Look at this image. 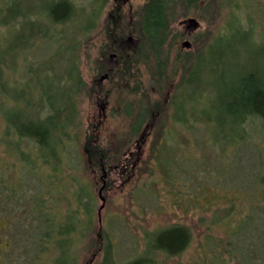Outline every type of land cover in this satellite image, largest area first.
I'll return each mask as SVG.
<instances>
[{"label":"trees","instance_id":"obj_1","mask_svg":"<svg viewBox=\"0 0 264 264\" xmlns=\"http://www.w3.org/2000/svg\"><path fill=\"white\" fill-rule=\"evenodd\" d=\"M19 1L0 0V35H3V26L15 29L9 44L11 52L17 47L24 48V37L34 41L39 38L51 40V30L45 29L40 33L39 19L43 20L44 16L53 26H62L60 33H66L63 29L67 28V33L71 32L87 42L105 2L86 11L79 9L73 0H37L36 8L19 11ZM223 1L144 0L125 15L132 19L123 22L120 30L115 28L116 33L112 40L109 39L119 41L127 32L139 39L140 43L132 53L138 56L133 61L135 63L131 62L136 64L142 55L139 50L147 44L153 49L161 47L168 32L167 16H174L176 8L186 10L193 5L198 16L213 18L220 15ZM236 1L226 0L230 5L226 26L204 45L203 53L196 54L194 75L191 77L193 83H183L182 89L175 90L169 99L173 114L168 119L173 127L168 121V128L162 130L153 151L155 164L161 166L167 176L172 167L176 169L180 152L178 145L187 142L186 135L195 128V121H208L214 131L221 132L219 138H224L226 144L248 143L251 138L245 127L248 122L257 121L264 137V38L258 34V27L263 24L257 26L247 3ZM4 53L0 49V218L4 221L14 219L22 225L19 237L24 238L17 239L22 240L25 246V251L17 255L18 260H13L11 264H76L74 244L87 233L95 237L96 249L100 252L99 264H118L114 258L117 246L112 243L108 226L92 227L93 217L91 220L89 216L94 203L90 195L91 183L78 176L80 168H93L88 161L95 162L98 168L104 167L106 153L94 142L92 144L91 136L83 140L81 149L79 147L81 122L72 101L78 92L77 78L69 77L68 82L74 84L71 89L73 95H67L65 103L54 105L50 100L43 105L39 99L35 101L33 93L37 89L33 92V87L29 90L25 81L12 83L3 78L1 66L5 65ZM238 54L242 57L240 60ZM56 56L53 54L51 57ZM232 58L235 61H231ZM225 60L229 63L226 69ZM70 61L73 66L74 62ZM14 65L7 66L9 72L14 71ZM127 68L130 71L132 66ZM213 72L216 77L211 83L210 73ZM51 87L49 84L47 89ZM130 90L140 94L138 87ZM132 103L135 105L133 99ZM189 103H193L190 111L186 110ZM149 115L150 111L145 110L144 117ZM257 124L254 126L257 127ZM219 138L217 135L213 138L212 147L218 144ZM164 151L168 154H165L166 157H163ZM257 151L262 159L263 149L258 148ZM16 161L21 164L16 165ZM259 163L263 167L256 173L257 199L243 211L236 196L227 198L225 203L229 204L228 207L226 205L214 212L209 224L211 229L220 232V236L206 234L197 252V260L192 264H264V246L256 247V243H264L263 159ZM179 165L187 170L193 168L183 160ZM145 190L141 188V191ZM221 222L227 224L225 229L217 227ZM77 231V236L73 235ZM146 239L148 244L145 249L143 245L140 252L122 264H162L163 258L180 256L189 247L192 233L188 226L172 223L146 232ZM241 250L248 251V258L239 255Z\"/></svg>","mask_w":264,"mask_h":264},{"label":"rangeland","instance_id":"obj_2","mask_svg":"<svg viewBox=\"0 0 264 264\" xmlns=\"http://www.w3.org/2000/svg\"><path fill=\"white\" fill-rule=\"evenodd\" d=\"M73 1L79 9L84 8L86 11L104 2ZM143 1L127 0L122 5L120 1L105 0L97 24L87 42L71 32L67 33V28L63 29L66 33H60L62 26H53L44 16L46 21L44 18L39 19L40 33L45 29L51 30V40L39 38L34 41L24 37V48L17 47L16 51L11 52L9 44L15 29L3 26L0 49L5 51L2 56L5 65L1 66V71H4L3 78L10 82L25 81L29 90L32 87L33 92L37 89L33 93L35 101L39 99L43 105H47L46 102L50 100L54 105L65 103L66 96L72 94L71 89L74 88V84L68 82L69 77H82L85 82L83 91L76 93L72 98L76 116L81 122L79 147L81 149L83 140L91 136L92 144L94 142L96 147L102 148L106 153L104 167L98 168L95 162L88 161L93 168H80L78 171L81 180L91 183L90 195L94 198V203L89 216L91 220L93 217L92 227L97 229L108 226L112 243L117 246L114 258L118 264H122L140 252L143 245V250L145 249L148 244V240H144L146 232L159 230L172 223L184 224L192 233L189 247L180 256L163 258L162 264H192L197 260L196 255L204 236H220V232L211 229L209 224L214 212L222 210L226 205L228 207L229 204L225 203L227 198L236 196L241 202L239 208L243 211L257 199L255 179L258 178L256 173L263 167L259 161H264V137L257 121L248 122L245 127L251 136L248 143L252 149H249L247 142L226 144L224 138H219L222 136L221 132L214 131L208 121H195V128L186 135L187 142L178 145L180 152L176 169L172 167L167 176L161 166L155 164L153 151L161 138L162 130L167 127L169 116L173 114L169 108V99L175 90H181L183 87V83L181 87L178 83L182 75L181 62L184 63L182 53H190L196 61V54L200 51L203 53L204 45L220 28L226 26L230 5L224 0L220 15H214L213 18L207 15L204 18L198 16L193 5L186 10L182 7L176 8L172 24L171 20L169 21L172 15L167 16L168 27L172 28V31L163 48L171 61L164 76L160 78L162 82L159 80L157 83H147L145 79L148 81L156 78L153 66L136 63L131 65L133 70L129 83H116V89L111 90L109 94L99 95L96 93V86L99 84L100 73L95 68L100 55L106 50L111 54L117 49L118 43L134 38L127 32L123 34L120 42L110 41L116 33L115 28L120 30L123 22L132 19L125 15L140 6ZM236 2L239 3V0ZM243 2L248 4L257 26L264 25V0ZM35 5L38 6L37 0H21L17 7L19 11H28ZM240 14L243 15L241 12ZM184 18L191 19L189 27L182 25ZM81 20L84 24L85 19ZM263 25L258 27V34L262 38ZM183 42L189 45L182 47ZM67 46L71 47L67 50ZM123 46L133 47L134 44L129 41ZM182 48L184 50H180ZM53 54L57 56L51 57ZM162 56L163 53L160 57ZM241 58L238 54V59ZM70 60L74 62L73 66ZM111 60L113 57L109 61ZM231 61H235V58ZM226 62L225 60L224 69L229 64ZM13 64L15 69L9 72L7 66L12 67ZM210 75L211 83H214V72ZM49 84L52 87L47 89ZM132 87H138L140 94L132 93ZM67 90L70 92L67 93ZM193 103H189L186 110L190 111ZM145 110L150 111L147 118L144 117ZM142 118H145L144 121ZM254 124H257V127ZM169 125L173 127L170 121ZM169 131L173 132L170 128ZM216 135L219 138L218 144L212 147L211 142ZM255 147L263 149L262 159L258 157ZM162 154L163 157L168 155L166 151ZM182 160L187 161L189 166L193 165L194 169L181 167L179 164ZM15 163L21 164L20 161ZM141 188L146 190L141 191ZM81 215L87 217L83 213ZM21 226L14 219L4 221L0 218V264L17 261V255L25 251L24 242L17 239L24 238L19 237L22 235ZM226 226L227 224L221 222L217 227L225 229ZM77 234L78 231L73 233L76 236ZM95 244L92 233H87L80 242L74 244V249L77 250L76 264H99L100 252ZM263 246L264 243H256L257 248ZM246 252L248 251L241 250L239 255L248 258Z\"/></svg>","mask_w":264,"mask_h":264},{"label":"flooded vegetation","instance_id":"obj_3","mask_svg":"<svg viewBox=\"0 0 264 264\" xmlns=\"http://www.w3.org/2000/svg\"><path fill=\"white\" fill-rule=\"evenodd\" d=\"M114 1H120V3L124 5L127 0H114ZM173 19H174L173 16L170 17L169 19V21L171 20V24H172ZM169 21L167 22V26H166L168 32L165 35V38L162 42L161 47H157L153 49L150 47L149 44H147V47H144L139 50L140 52H142V55L139 59L138 64L140 63L146 66L147 64H149L153 66L154 76L156 77L155 80L150 79L147 81V79H145L147 83L150 81L152 82L155 81V83H157L159 80L160 82H162L160 78L161 76H164V73L167 71V68H169L170 66L169 64H170L171 59L168 56L169 54L166 55V52L164 51V48H163L164 45L166 44L167 39L171 36L172 28L168 27ZM189 22H192L191 19L186 20L184 18L182 21V25L189 27L190 26ZM129 41L132 44H134L133 47L123 46L125 43H129ZM139 43H140L139 39L131 38V39L126 40L125 42L118 43L116 47L117 49L114 50V52L111 54L108 53V50L103 51L102 55H100L99 61L95 68L96 71L100 73V75H98L99 84L96 86V89H97L96 93H98L99 95L105 96L109 94L111 90L116 89L117 87L116 83H129V77L131 76L130 72L132 71V68L129 71L127 67L128 65H132L131 62L135 61L136 58H138L137 55H135L136 56L135 57L132 55V53L135 52L136 50L135 48L137 47ZM188 45L189 43L183 42L181 46L187 47ZM180 50H184V49L182 48ZM159 53L160 55L163 53V56L164 55L165 56L160 57ZM184 53L185 52L182 53V61L184 63L181 62V68H182L181 80H179L178 83H193L194 80L191 79V77L194 75V63H195L194 56H192L190 53L189 54H184ZM112 57H113V60H111L110 62L109 60L112 59ZM76 83H78V92H77L78 94L79 92L83 91L85 82L82 79V77L81 78L77 77ZM142 121H144L143 118H142Z\"/></svg>","mask_w":264,"mask_h":264},{"label":"water","instance_id":"obj_4","mask_svg":"<svg viewBox=\"0 0 264 264\" xmlns=\"http://www.w3.org/2000/svg\"><path fill=\"white\" fill-rule=\"evenodd\" d=\"M195 23H197V22L195 21ZM102 206H103V204L100 206L99 210L102 208Z\"/></svg>","mask_w":264,"mask_h":264}]
</instances>
